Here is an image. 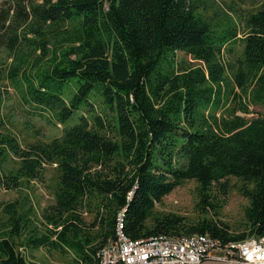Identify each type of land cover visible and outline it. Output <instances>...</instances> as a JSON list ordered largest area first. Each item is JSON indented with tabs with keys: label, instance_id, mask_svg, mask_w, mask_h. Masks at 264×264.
<instances>
[{
	"label": "trees",
	"instance_id": "trees-1",
	"mask_svg": "<svg viewBox=\"0 0 264 264\" xmlns=\"http://www.w3.org/2000/svg\"><path fill=\"white\" fill-rule=\"evenodd\" d=\"M197 9L194 0L0 4V49L16 54L26 48L52 62L21 80L23 102L63 127L51 144L24 151L16 139H2L21 159L22 176L35 180L43 164L56 163L59 185L55 204L43 212L47 234L33 227L18 203L5 206L0 264H30L19 239L25 250L69 251L78 264H100L98 253L115 237L123 210L124 232L133 240L199 234L226 246L264 238V116L246 120L233 108L217 119L229 95L221 55L238 40V30L212 29ZM61 25H68L70 47L50 50L48 34ZM246 28L243 64L256 77L264 68V0ZM178 53L203 65L189 67ZM238 84L246 91L245 83ZM256 85L254 98L264 102V75ZM230 178L242 183L249 200L248 233L232 235L228 226L207 219L186 227L184 218L156 211L192 180L208 213L216 209L211 192L218 188L226 195Z\"/></svg>",
	"mask_w": 264,
	"mask_h": 264
},
{
	"label": "rangeland",
	"instance_id": "rangeland-1",
	"mask_svg": "<svg viewBox=\"0 0 264 264\" xmlns=\"http://www.w3.org/2000/svg\"><path fill=\"white\" fill-rule=\"evenodd\" d=\"M3 1L5 0H0V4ZM262 1L194 0L198 15L209 23L212 29L222 31L234 27L238 30V40L228 44L221 55L222 63L226 65L229 85L224 86L223 90L226 89V95H229L228 98L225 97L222 108L217 113V119L229 117L233 108L237 109V116L246 120L264 116V102L254 98V91L257 90L256 80L264 75V68L256 77L246 73L241 42L247 33L246 20L259 9ZM67 28L68 25H61L55 30L54 27L51 28L48 34L50 50L56 48L65 51L70 47L71 38L66 34ZM38 53L26 48H21L16 54L0 49V231L6 229L5 206L16 202L20 211H28L33 227L47 234L43 212L55 204L59 185L57 164H43L39 177L28 180L19 173L21 159L2 144V139L11 137L16 139L19 149L24 151L33 145H49L62 137V125H55L47 112L39 111L33 105H26L23 102L21 80L29 72L35 73L39 67H46L52 63L51 59H41ZM177 58L189 67L203 65L202 62L184 53H178ZM17 60L18 68L13 71L12 67ZM241 70L243 75L239 76ZM238 81L246 84V91L241 89ZM242 106L247 107L249 111L245 112ZM10 175L19 178L13 180L10 179ZM242 188L241 182L230 178L226 195L219 192L218 188L211 192L216 209L210 208L206 213L199 205L198 184L192 180L184 181L156 206V211L184 218L185 224L188 225L186 227L207 219L228 226L232 235H241L248 233L245 210L249 206V200L243 195ZM84 217L90 222L91 215L85 214ZM21 242L19 239V251L24 253L30 264H78L72 252L52 248L25 250L21 247ZM207 262L221 264L218 261H206L203 264Z\"/></svg>",
	"mask_w": 264,
	"mask_h": 264
},
{
	"label": "built area",
	"instance_id": "built-area-1",
	"mask_svg": "<svg viewBox=\"0 0 264 264\" xmlns=\"http://www.w3.org/2000/svg\"><path fill=\"white\" fill-rule=\"evenodd\" d=\"M125 211L117 216L115 237L99 251L100 264H264V238L221 246L210 235H159L133 240L124 232Z\"/></svg>",
	"mask_w": 264,
	"mask_h": 264
},
{
	"label": "crops",
	"instance_id": "crops-1",
	"mask_svg": "<svg viewBox=\"0 0 264 264\" xmlns=\"http://www.w3.org/2000/svg\"><path fill=\"white\" fill-rule=\"evenodd\" d=\"M209 263H211V262H209ZM208 262L207 263H205V264H209Z\"/></svg>",
	"mask_w": 264,
	"mask_h": 264
}]
</instances>
